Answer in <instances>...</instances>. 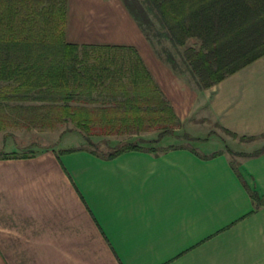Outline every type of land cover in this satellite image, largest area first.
Wrapping results in <instances>:
<instances>
[{
	"label": "crops",
	"instance_id": "crops-1",
	"mask_svg": "<svg viewBox=\"0 0 264 264\" xmlns=\"http://www.w3.org/2000/svg\"><path fill=\"white\" fill-rule=\"evenodd\" d=\"M66 9L68 43L133 50L175 122L204 130L191 138L215 127L237 152L0 157V264H264V152L251 156L264 147V55L201 90L158 58L123 0ZM14 148L0 145L26 147Z\"/></svg>",
	"mask_w": 264,
	"mask_h": 264
},
{
	"label": "trees",
	"instance_id": "trees-1",
	"mask_svg": "<svg viewBox=\"0 0 264 264\" xmlns=\"http://www.w3.org/2000/svg\"><path fill=\"white\" fill-rule=\"evenodd\" d=\"M123 2L158 58L179 72L177 59L169 49L163 48L161 53L155 49L147 33L152 30L157 33L158 44H161L159 38L165 39L177 52L197 89L216 85L264 55V0ZM143 5L153 14L160 31L154 29ZM66 6L67 0H0V100L5 103L41 100L48 103L45 108L49 117L60 121L59 110L63 121L71 119L81 128L89 120L72 116L71 112L80 113V108L70 103L85 97L90 100L102 88L101 91L110 92L113 110L119 113L118 122L114 124L117 117L111 109L98 110L103 114L98 118L106 121L107 127L119 130L132 127L137 132L144 123L175 124L171 109L133 50L66 41ZM188 41H193L194 46L180 53L177 49L188 45ZM94 53L103 55L93 57ZM91 59L97 64L89 63ZM114 62L120 63L111 70ZM109 112L110 115L105 114ZM81 149L111 159L125 152L144 150V147L140 143L124 142L106 154L86 148L65 152ZM149 151L155 150L149 148ZM263 152L264 147L251 156ZM30 155L33 153L21 156L4 153L2 158Z\"/></svg>",
	"mask_w": 264,
	"mask_h": 264
},
{
	"label": "rangeland",
	"instance_id": "rangeland-1",
	"mask_svg": "<svg viewBox=\"0 0 264 264\" xmlns=\"http://www.w3.org/2000/svg\"><path fill=\"white\" fill-rule=\"evenodd\" d=\"M138 1L140 2L141 0ZM143 7L147 11L146 6L143 5ZM148 13L150 19L154 23V29L160 31L157 21L154 20L153 14L150 12ZM147 33L154 43L155 49L159 53H161L163 48L171 50L177 59L179 73L196 86L187 71L186 65H184L179 56H177V52L170 47L171 45L169 42L159 38L161 44H158L156 37L157 33L153 30ZM192 45L194 46L193 41L177 50L183 53L186 47H192ZM99 53H94L92 55L93 57L103 55ZM92 61L94 64H97V62L92 59L89 63ZM119 63L120 62H114L110 65V69L114 70L115 66ZM99 90L93 94L90 100L85 97L79 102L70 103L72 107L80 108V113L73 110L71 112L72 116H76L75 118L81 117L77 120H89L87 123L84 121L85 127L81 128L77 127L75 122L71 119L63 121L59 110H57V112L60 121H56L53 117H49L47 115L48 110L45 108L48 106V103L46 104L41 100L39 102L32 100L9 101L8 103L0 100V145H2L4 140H7V142L15 146L12 151H16L20 146L26 147L19 151L20 153L18 155L20 156L28 155L32 152L30 151L31 149L39 150L54 145L66 148H86L91 151H96L99 154H106V152L115 149L124 142H134L140 143L144 148H153L158 151L186 146L197 150L202 156H209L215 153L228 154L230 152L228 155L232 158L235 157L234 155L237 152V147H235L234 142L229 138V135L215 127H213L212 132H210L208 136L202 139L191 138L187 132L200 137L205 135L204 130L196 131L192 126H186L184 128L183 125L177 121L175 124L170 123L169 125L144 123L142 129L137 132L132 127H129L127 130H119L117 127H107L105 126L106 121L102 120V118H98L100 114H102V112L98 110L101 108L111 109L112 114L117 117V121L113 122L114 124L118 122L119 113H115L113 110L114 103L113 98L110 97V92L101 91L102 88L100 91ZM114 100H118V98ZM105 114L110 115V112ZM163 114L164 111L162 115ZM101 116H103V114ZM4 137L5 139L1 140ZM84 138H87L89 141L86 142ZM6 147H8L7 143ZM4 153L6 154L7 152L0 149V157H2Z\"/></svg>",
	"mask_w": 264,
	"mask_h": 264
}]
</instances>
